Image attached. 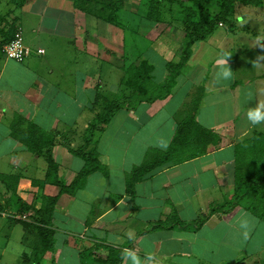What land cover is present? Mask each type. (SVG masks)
I'll return each instance as SVG.
<instances>
[{"label":"crops","instance_id":"0c3cea01","mask_svg":"<svg viewBox=\"0 0 264 264\" xmlns=\"http://www.w3.org/2000/svg\"><path fill=\"white\" fill-rule=\"evenodd\" d=\"M215 7L213 15L220 12L219 5ZM22 12L17 24L33 55L18 63L0 53V264H25L38 238L24 223H33L34 211L61 191L47 182L44 158L14 136L25 128L22 120L58 132L60 142L68 141L74 149L87 146L86 152L96 154L105 168L87 177L75 196L61 195L52 227L55 243L41 264H118L119 260L133 264L125 257L127 250L142 264H148V256L152 264H207L210 257L216 261L210 264H238L239 259L229 260L231 247L245 256L264 222L240 207L217 211L203 224L201 220L213 207L231 201L237 145L264 133V122L253 124L247 116L249 109L264 102V4L235 5L230 24L219 23L192 45L169 96L123 108L90 144L87 129L94 114L83 104L85 95L94 96L88 103L92 106L104 91L105 96L118 95L112 89L117 84L123 89L121 81L127 75L117 61V49L127 47L132 56L140 52L131 61L138 65L150 48L147 43L160 44L161 38L137 39L138 46L132 47L126 44L134 39L130 25L125 29L130 37L121 46L117 28L86 24L94 31V38L87 39L88 27L75 23L83 16L68 0H32ZM172 36L181 43L167 64L179 63L188 41L180 30ZM38 49L45 54L38 55ZM224 67L232 70L230 79L223 77ZM154 73L155 66L157 85L169 79L167 65L161 83ZM189 115L219 137V145H209L195 159L160 167L129 190L133 172L151 153L171 148L179 125ZM53 158L58 179L66 186L86 165L64 145L53 148ZM25 215L28 220L22 219ZM236 239L247 244L239 246Z\"/></svg>","mask_w":264,"mask_h":264},{"label":"trees","instance_id":"16d2710c","mask_svg":"<svg viewBox=\"0 0 264 264\" xmlns=\"http://www.w3.org/2000/svg\"><path fill=\"white\" fill-rule=\"evenodd\" d=\"M89 1L93 2V0H74V6L86 13L85 4ZM208 1L216 3L220 8V12L214 15L215 18L211 21H207L209 17L207 11L210 10L207 8V4L204 5L203 0H165L170 5H177L186 10L182 26L188 41L183 50V56L179 63L167 64L169 79L164 84L157 85L154 82V66L150 64L149 60L144 59L138 65L128 67L126 71L127 78L122 83L123 99L111 100L103 94H98L91 110L94 114V120L87 129V144L92 143V138L96 134L104 132L105 127L123 108L132 107V105L145 101L153 102L156 99L166 98L173 92L175 84L189 60L192 45L196 41L208 37L219 23H231L228 22L235 7V0ZM11 3L16 5L18 9H22L24 4H26V0H11ZM187 3H191V7L187 6ZM161 4H163V0H147V18L149 21L155 23L160 21L161 11H159L160 8L158 6ZM81 5L85 6V8H82ZM115 19L113 13L109 15L108 20L110 23L114 22ZM12 31L10 34H4V38L6 37L5 41H7L6 44L10 43L15 37ZM6 44L0 46L1 54ZM196 101L195 105H198L200 100L196 99ZM21 125H24L25 128L21 127L22 129L17 130L14 136L22 141L27 149L44 158L48 164L47 182L61 189L59 196L46 198L43 207L34 211L33 223H24V227L28 231H34L38 238L37 248L32 255L26 256L25 264H41L45 254L53 248L55 243L52 227L59 198L64 194L75 196L83 187L87 177L96 172H105V168L96 154L86 152L87 146L74 149L70 146V142H60L59 133L56 131L46 132L37 125L24 120H22ZM219 143V137L201 128L194 115L187 116L179 125L171 148L167 152L151 153L145 164L133 172L129 179V190L132 191L135 181L143 176L152 174L158 168L177 165L186 160L195 159L204 154L209 145L218 146ZM57 145H64L75 156L80 157L86 163L84 169L70 186H66L65 183L59 181L57 176L58 165L53 158V148ZM236 153L234 192L231 201L225 206L213 207L209 215L201 220V224L206 222L217 211L229 212L237 207L242 208L264 222V133L254 134L239 143ZM26 210H33V208L27 207ZM119 263L120 260L118 261Z\"/></svg>","mask_w":264,"mask_h":264},{"label":"rangeland","instance_id":"374dc122","mask_svg":"<svg viewBox=\"0 0 264 264\" xmlns=\"http://www.w3.org/2000/svg\"><path fill=\"white\" fill-rule=\"evenodd\" d=\"M30 1L32 0H26V4H24L22 9H18L16 5L11 3V0H0V46L6 44L7 42L5 41L6 37L4 38V34L6 33L10 34L12 30H13L12 33L16 34V32L20 29V27L17 24L18 23L17 21H19L21 13L23 14L22 11L25 10V8L27 7ZM68 1L71 4H74V0H68ZM203 2H204V5L207 4V8L210 10V11H207L209 14L207 21H211L215 18L213 14H214V8H216L215 7L216 3H211L208 0H203ZM242 2L244 3L248 2V4L252 3L250 5L256 8L258 7V4L259 5L264 4V0H235L234 4L235 5L242 4ZM85 6H86L87 12L84 14L82 11L75 8L76 11H79V13H81V16H83L82 19L80 20L76 19L77 21L75 22L76 26L79 24V26H83L85 28V26L88 27V25L86 24H90V25L106 24L109 26V28H112V29L113 27L114 29L117 28L118 30L121 31L120 32L116 29V31H118L120 34V38L118 41L120 44L119 43L118 44L121 46H124L125 39L127 37H130V33H131L130 31H128L129 35H125V32H126L125 29H127L128 27L127 30H129L130 25H131L130 30L133 28V36H134L133 41L126 43V44H129L130 46H132L133 43H134L133 46H135V44L137 45L138 44L136 43L138 42L137 39H142V38L145 39L144 42L148 40L155 41L159 38H161L160 39L161 41L163 40V42L160 41V44L158 43L156 45L155 44L151 45L152 47L149 45L150 43L148 42L147 44H148V47L150 48L149 49L147 48L146 53L143 55L144 59H148L155 66L154 75H155L156 82L158 83H161L162 77L164 73L166 72V65H167L168 60L172 59L175 56L176 50L178 49L181 43V39L178 36L173 37L172 33L173 32L175 33L176 30L178 31L180 30V32H183L184 37L186 36L188 40V37L182 26V23H183L182 21H184L183 19L186 16V10L182 9L181 7L177 5H170L169 3H166L165 0H163V4L158 6V8H160L159 11H161V19L158 23L151 22L147 18V15H148L147 14L148 13L147 0H93V2L92 1L86 2ZM85 6L81 5L82 8H85ZM187 6L191 7V3H187ZM218 10H220V8H218ZM112 13L113 15H115L116 19L114 20V22L110 23L108 19H109V15ZM218 13L219 11L215 13V15H217ZM79 16L80 15H78V17ZM263 16H264V13H263ZM46 21L48 23L52 22L51 19H46ZM113 23H115L116 25ZM10 28H13V29H10ZM229 28H230V25H227V29ZM86 30H87L86 33L89 34L87 36V39H93L94 31L93 29H91V26L88 27ZM101 33H102L101 34L102 36L106 34L104 31H101ZM68 34H69V31H68ZM121 34H122V39H121ZM147 44L145 47H147ZM122 50L120 49L119 51L117 49L116 58H117V61H119L118 62L119 65L121 67L124 66L123 69L125 71H124V74L122 73L124 76V75H127L126 71L128 67L132 65L131 61H133L135 57L140 56V52L139 53L135 52L134 55L132 56L130 52L128 53L127 47L126 48L123 47ZM102 56L105 57L104 55ZM180 56H183V52H180ZM137 59L138 58H135L134 61H136ZM115 75L119 78V75H117V73ZM117 77L113 79V82H112L113 84L115 83V80L117 81ZM123 79L121 81V86L123 83ZM118 83H119V79H118ZM112 90L114 93H118V95H109L107 96L109 99L121 100L124 98L123 97L124 94L120 93V90L122 89L121 87H119L118 84ZM103 94L108 95V93L106 94L105 91L103 92ZM93 97L94 96L92 95V93L90 94L87 93V95H85L84 97L83 104L87 105L89 107V110H92L91 109L92 105L88 103L90 102V100L93 101ZM119 118L117 117V119ZM91 120H94L93 115L91 117ZM233 241L238 242L239 246L246 242L245 240H241V239L240 240L236 239ZM34 250H35V247H34ZM258 250H260L261 252H259L258 254H253L255 253V251L258 252ZM257 256H259L258 260L256 259ZM237 259H239L237 262L238 264H252L251 261L255 262L256 260H257L256 263H253V264H264V227L261 228V231L259 230L255 238L253 239L251 245L249 246V249L247 250V254L245 256H243L242 254H240L238 251H236L234 248L231 247L229 260L234 262ZM207 260L210 263L216 262V261H213L211 257ZM210 263H207V264H210Z\"/></svg>","mask_w":264,"mask_h":264},{"label":"built area","instance_id":"2783aa9c","mask_svg":"<svg viewBox=\"0 0 264 264\" xmlns=\"http://www.w3.org/2000/svg\"><path fill=\"white\" fill-rule=\"evenodd\" d=\"M3 55L11 61L18 63L25 62L30 58L34 51L26 44L24 34L22 30H18L15 34L14 39L3 47ZM38 55H44L43 49L37 50ZM23 220H28V216H22Z\"/></svg>","mask_w":264,"mask_h":264},{"label":"clouds","instance_id":"9594fccd","mask_svg":"<svg viewBox=\"0 0 264 264\" xmlns=\"http://www.w3.org/2000/svg\"><path fill=\"white\" fill-rule=\"evenodd\" d=\"M238 19L242 20L243 18H238ZM224 55H225V57H227L229 54L225 53ZM221 63L226 64L227 61L222 60ZM221 73H222L223 77L226 78V80L230 79L232 77V70L230 69V67L222 68ZM247 116H248V119L253 124H260L261 122H264V102L259 103L257 105V107H255V108L249 109ZM120 203H123V201H121ZM125 257L130 258L132 260L133 264H142V261L139 259V257L136 256V254L130 250H127L125 252ZM147 260H148V264H152V257L151 256H148Z\"/></svg>","mask_w":264,"mask_h":264}]
</instances>
